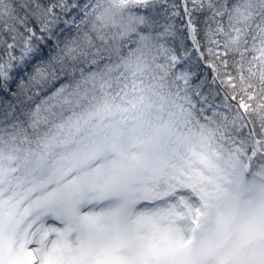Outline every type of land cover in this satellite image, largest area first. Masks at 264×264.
<instances>
[{"label":"snow or ice","instance_id":"snow-or-ice-1","mask_svg":"<svg viewBox=\"0 0 264 264\" xmlns=\"http://www.w3.org/2000/svg\"><path fill=\"white\" fill-rule=\"evenodd\" d=\"M0 264H264V0H0Z\"/></svg>","mask_w":264,"mask_h":264}]
</instances>
